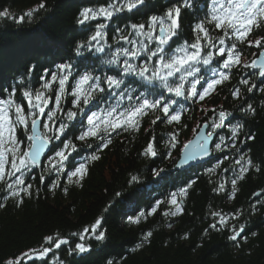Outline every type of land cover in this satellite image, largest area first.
<instances>
[{
	"label": "trees",
	"instance_id": "1",
	"mask_svg": "<svg viewBox=\"0 0 264 264\" xmlns=\"http://www.w3.org/2000/svg\"><path fill=\"white\" fill-rule=\"evenodd\" d=\"M110 2L112 0H43L45 7L29 17L26 13L38 9L41 0H0V11L9 12L8 17H0V93L3 97L15 91L17 101L21 102L20 94L25 87L38 88L41 77L57 71L61 63H71L73 75L77 77L85 73L101 79L116 75L120 66L109 65L107 61L111 59L110 51L120 46L116 43L120 30L131 23H146L148 17L163 15L169 7L183 5L184 0H145L139 11L117 13L111 20L100 17L85 25L77 22L83 9H95ZM187 2L191 7L182 6L180 36L174 41L194 38L192 29L205 18L211 0ZM99 24L107 26L105 40L98 42L105 51L97 52L86 46L81 49V55H77V45L87 44ZM261 36H264V28L255 30L249 39ZM121 45L131 47L124 42ZM238 49L241 66L232 70L230 81L203 102L178 101L176 108L183 111L185 125L182 131L177 125L164 121L153 125L150 121L154 117L149 115L141 122L139 131L113 134L112 144L100 153V160L89 164L80 185L67 184L66 175H61L60 187L53 189L57 174L47 173L43 167L33 169L27 180L32 184V195L23 196V203L19 205L10 197L5 185L0 184V204L5 205L0 208V264L13 258L21 264H109V261L112 264H264V91H260L264 89V82L258 79V74H252L256 70L243 67L259 50L246 43L239 44ZM123 59L120 58L121 62ZM133 62L142 64L144 60L140 57ZM202 74L210 77L211 71L202 67ZM245 78L257 86L251 93L240 83ZM72 82L70 77V84ZM125 83L137 93L144 91L134 76L127 77ZM234 89L240 90L239 99L232 97ZM115 103V99L105 93L90 107L98 111ZM248 105L255 109L254 113L242 110ZM64 108L71 105L65 102ZM220 108L232 113L230 124L221 134L227 138L230 127L243 124L237 147L241 154L251 157L254 165L261 167V171L250 170L238 181L235 198H230L234 178L230 169L237 158L234 149L225 147L223 152H215L200 164L203 166L184 171L173 169L181 144L193 136L198 124L215 118L211 109ZM83 118L81 113L76 121L67 122L69 127L76 125V134ZM173 131L180 132L181 144L176 148L168 146L169 133ZM17 135L24 140L22 129ZM248 136L254 138L246 140ZM153 137L158 154L146 157L143 150ZM68 139H72L71 134ZM216 142H219L218 137ZM76 143L79 155L73 153V156L78 164L90 155L96 142H92L93 148ZM218 162L221 168L210 173L209 169L215 168ZM44 164H47L46 159ZM157 169H163L159 177L154 174ZM41 176L45 178L41 180ZM132 176L137 177L136 182L131 180ZM191 181L194 183L182 200V214L164 216L163 212L170 207L167 203L161 204L155 214H148L157 201H167L170 193L178 192ZM220 183L225 184V190L214 191ZM64 188L68 189L67 193ZM142 212L145 216L139 223H133ZM212 212L222 213L228 220L227 226L221 225L219 217ZM98 219L100 225L96 233H85L84 229H91ZM212 224L217 227L211 228ZM241 225L243 235L236 241L229 239L233 229L238 231ZM100 232L105 235L103 240L95 238ZM148 232L152 236L145 240ZM50 235H58L68 243L59 249L52 245V252L43 261L34 259L31 250L48 247L44 238ZM80 235L85 239L80 240ZM77 243H84L89 251H74ZM26 252L28 257L23 255Z\"/></svg>",
	"mask_w": 264,
	"mask_h": 264
},
{
	"label": "snow or ice",
	"instance_id": "2",
	"mask_svg": "<svg viewBox=\"0 0 264 264\" xmlns=\"http://www.w3.org/2000/svg\"><path fill=\"white\" fill-rule=\"evenodd\" d=\"M144 4L145 0H112L95 9H83L77 22L85 25L100 17L111 20L117 13L132 12L134 9L139 11L140 6ZM182 6L191 7L187 0H184L183 5H173L163 15L148 17L146 23H131L126 29L120 30L116 37V43L120 46L110 51L111 59L107 61L109 65L120 66L116 75H107L101 79L85 73L77 77L73 75L71 63H61L57 65V71L41 77L42 83L38 88L25 87L20 94L21 102L17 101L15 91H10L7 97L0 93V184L5 185L10 197L16 199L17 205L23 203V196L32 195V184L27 180L31 178L33 169L43 167V171L47 173L55 172L57 180L52 183L53 189L60 187L61 175H66L67 184L80 185L88 173L89 164L100 160V153L112 144L113 134L139 131L141 122L149 115L154 117L150 121L153 125L164 121L169 125H177L182 131L185 125L182 122L183 111L176 108L178 101L183 99L203 102L216 92L218 87L230 81L232 70L241 66L239 44L246 43L249 47L254 46L259 50L251 62L243 64V67L258 70L252 74H258L264 82V36L256 40L249 39L255 30L264 28V0H211L205 18L192 29L194 38L191 41L178 42L174 41V38L180 36ZM44 7L45 4L41 0L38 9L30 10L26 15L30 17L33 12ZM8 16L7 10L0 11V17ZM20 20L22 21L23 17ZM106 27L105 24H99L87 44L77 45L76 54L81 55V49L86 46L90 50L94 48L97 52H104L105 47L99 46L98 42L105 40ZM214 32L219 35H213ZM121 42L131 47H124ZM108 47L111 49V46ZM121 57H124L122 62ZM140 57L144 63L133 62ZM213 64L216 65L215 68L212 67ZM202 67L211 71L210 77L202 74ZM129 76L138 78L144 91L137 93L135 89L129 88L125 83ZM70 77L73 81L71 84ZM240 83L247 86L249 93L257 87L250 84L247 78L241 79ZM105 93L113 97L116 103L92 111L90 106H94L93 102L98 101ZM231 95L234 99H239L240 90L234 89ZM65 102L69 103L71 108L65 109ZM86 108L88 111H85ZM242 110L245 113L255 112L251 105ZM210 111L214 113L215 118L198 124L193 129L192 138L182 144L179 140L180 132H170L168 146L176 148L181 144L178 167L203 166L198 162L213 156L215 152H223L225 147L234 149L237 158L232 161L230 169L234 173L230 198H235L238 181L243 180L250 170L261 171V167L254 165L251 157L241 154V149L237 147L243 124L230 127V134L226 138L221 134V130L230 124L229 117L232 113L223 108ZM81 113L84 118L79 121L80 130L76 134V125L69 127L67 122L76 121ZM21 129L24 132V140L17 135ZM69 134L72 139H68ZM214 137H218L219 142H216ZM253 138L248 136L246 140ZM57 141L59 143H56ZM77 141L86 148H93L92 142H96L90 155L78 164L73 156V153L79 155ZM155 144L156 139L153 137L147 142L143 155L157 156ZM42 157L47 160L46 165ZM218 168H221L219 162L215 168H210L209 172L215 173ZM162 172L163 169H157L154 174L159 177ZM44 178L40 177L41 180ZM131 180L136 182L137 177L132 176ZM192 183L194 181L188 182L178 192L170 193L167 201H157L148 214H155L164 203L170 205L168 210L163 212L164 216L174 217L182 214V200ZM63 190L65 193L68 191L67 188ZM224 190V183L214 189L216 192ZM4 206L0 204V208ZM212 215L219 217L221 225L227 226L228 220L222 213L212 212ZM144 216L145 213H140V217L133 220V223H139L140 218ZM233 218L238 219L235 216ZM99 225L98 219L91 229L85 228L84 232L92 231L95 234ZM210 227L215 229L217 225L212 224ZM243 229V225L239 231L233 229V235L229 239L236 241ZM151 236L152 233L148 232L145 240ZM79 238L84 240L85 236L80 235ZM95 238L103 240L105 235L100 232ZM44 240L49 246L32 249L31 255L34 259L43 261L52 252V245L59 249L68 243L58 235L47 236ZM74 251L86 253L89 249L84 243H77ZM23 255L28 257L29 253ZM4 264H21V261L13 258L6 260ZM109 264L112 262L109 261Z\"/></svg>",
	"mask_w": 264,
	"mask_h": 264
},
{
	"label": "water",
	"instance_id": "3",
	"mask_svg": "<svg viewBox=\"0 0 264 264\" xmlns=\"http://www.w3.org/2000/svg\"><path fill=\"white\" fill-rule=\"evenodd\" d=\"M259 79H261V78L259 77ZM214 138H215V137H214ZM207 159H208V158H207ZM207 159H205V160H207ZM42 160H44L43 157H42ZM205 160H203V161H199L198 163L200 164V163L204 162ZM178 164H179V160H177V162H176V164H175V167L173 168L174 170H184V169H186V168H189V167L194 166V165H192V166L178 167V166H177ZM258 194H259V193H257L256 196H258ZM243 232H244V230L240 233V235H241Z\"/></svg>",
	"mask_w": 264,
	"mask_h": 264
},
{
	"label": "bare ground",
	"instance_id": "4",
	"mask_svg": "<svg viewBox=\"0 0 264 264\" xmlns=\"http://www.w3.org/2000/svg\"><path fill=\"white\" fill-rule=\"evenodd\" d=\"M205 161H206V160H205ZM205 161H204V162H205ZM174 167H175V166H174ZM174 167H173V168H174ZM239 237H241V235H239L237 238H239Z\"/></svg>",
	"mask_w": 264,
	"mask_h": 264
}]
</instances>
